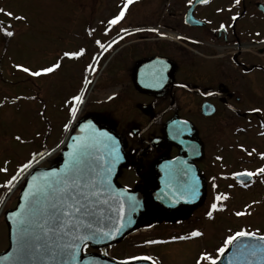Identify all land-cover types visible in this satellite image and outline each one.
<instances>
[{
  "label": "flooded vegetation",
  "instance_id": "flooded-vegetation-1",
  "mask_svg": "<svg viewBox=\"0 0 264 264\" xmlns=\"http://www.w3.org/2000/svg\"><path fill=\"white\" fill-rule=\"evenodd\" d=\"M196 1L173 0L177 6L170 12L145 15L134 14L130 6L135 5L128 4L117 23H109L120 14L115 11L99 22L101 42L76 47L75 52L84 50L71 60L78 76L75 95L81 99L73 104L67 128L94 121L115 133L126 159L117 181L144 204L143 232L108 253L85 246L86 256L156 264L152 250L200 237L191 233L213 227L226 198L238 195L243 213V195L256 184L264 187V43L242 41L247 19L264 18V8H257L264 2L207 0L193 7L197 22L188 23L187 11ZM241 46L255 50H231ZM255 155L261 162L251 166ZM173 158L181 188L156 193L159 179L174 176L159 177L158 164ZM55 163L52 157L45 166ZM245 172L255 175H238ZM155 193L163 198L155 200ZM214 260L219 264V257Z\"/></svg>",
  "mask_w": 264,
  "mask_h": 264
},
{
  "label": "rangeland",
  "instance_id": "rangeland-1",
  "mask_svg": "<svg viewBox=\"0 0 264 264\" xmlns=\"http://www.w3.org/2000/svg\"><path fill=\"white\" fill-rule=\"evenodd\" d=\"M172 2L132 0L130 4L135 7L130 8L136 15L168 13L177 6ZM128 4V0H0V169H6L0 171V252L7 246L4 212L15 206L19 187L3 205L4 200L33 164L60 147L67 133L78 76L73 71L75 63L64 53L101 42L99 22L107 14L112 16L113 11L127 14ZM5 12L24 19L9 17ZM4 30L14 34L9 37ZM242 41L264 43V18L247 19ZM57 63L59 67L48 74L33 76L23 71L28 68L36 72ZM247 140L252 141L250 136ZM260 162L258 155L249 160L251 166ZM26 164L30 167L24 168ZM9 181L11 186H7ZM243 198V213L238 195L226 198L223 211L214 214L213 227L193 240L154 249L150 257L156 264H210L204 257L221 258L228 248L224 242L234 231L252 236L263 233V185L256 184ZM228 200L230 204L226 203Z\"/></svg>",
  "mask_w": 264,
  "mask_h": 264
},
{
  "label": "water",
  "instance_id": "water-1",
  "mask_svg": "<svg viewBox=\"0 0 264 264\" xmlns=\"http://www.w3.org/2000/svg\"><path fill=\"white\" fill-rule=\"evenodd\" d=\"M198 3L205 2L197 0L188 10L186 18L189 23L197 22L192 17V9ZM257 7L260 10L264 8L261 4ZM169 140L175 144L172 136ZM82 142L91 145L89 153L83 157L81 166L85 171V179L95 181V188L92 191L96 194L90 195L87 202L89 214L82 215L80 220L72 219L70 223L77 227L69 231L60 229L55 219L49 217L45 212L48 205L43 200L37 202L25 193L34 191L30 185H40L53 175H62L75 145ZM124 162L121 142L114 133L96 122L85 121L78 124L70 131L57 158V164L49 168L33 167L21 187L15 208L5 213L8 247L0 253V264H150L145 261L117 263L100 260L83 255L82 252L86 245L95 249L113 245L128 233L144 226L140 223L144 215L142 199L116 181L119 168ZM177 169V158L159 162L160 174L170 173L174 176L166 181H158L155 189H163L165 185L168 190H177L179 185V180L175 177ZM156 199L160 200V197ZM162 205L171 209L175 206L164 203ZM20 218L27 219L25 225L17 223ZM87 223L92 225L91 230L96 231L97 236L85 241L76 239L79 235L87 234L88 230L82 226ZM22 227L27 228L30 235V246L27 250L22 249L18 243ZM104 232H109L110 235L105 237ZM73 245H78L79 249L76 251L75 259L70 255ZM220 264H264V240L250 236L233 241L222 256Z\"/></svg>",
  "mask_w": 264,
  "mask_h": 264
},
{
  "label": "snow or ice",
  "instance_id": "snow-or-ice-1",
  "mask_svg": "<svg viewBox=\"0 0 264 264\" xmlns=\"http://www.w3.org/2000/svg\"><path fill=\"white\" fill-rule=\"evenodd\" d=\"M128 2L131 3L132 0H128ZM202 2H207V0H202ZM238 2L239 0H237V3ZM125 7H127V5H125ZM0 12H3V9H0ZM4 14L18 20L24 19L23 17H14L11 12H5ZM123 15L124 13L123 11H121V13L109 23H117L123 17ZM233 19H235V17ZM0 30H3L2 26H0ZM4 34L10 37L14 33L9 30H4ZM97 43H99V41H97ZM83 52V49L78 52H65L64 56L70 59H75L80 57ZM58 67L59 63L36 72H30L28 68H23V71L28 72L30 75L33 76H39L42 73H52ZM73 99L79 101L81 98L77 96L73 97ZM16 139L19 140L20 138L17 137ZM90 147L91 145L86 142H82L75 145L74 150L71 153V159L66 164L62 175H53L40 185H30V188H34V191L25 193L26 196H31L33 200H36L37 202L43 200L48 205V207L45 209V212L49 215V217L55 219L60 229H68L69 231L76 229L77 226L72 225L70 223L71 220H80L82 215L86 216L89 214V205L87 202L89 201L90 195L96 194L92 191L95 188V181L85 179V171L81 165L83 164V157L89 153ZM23 167L27 168L30 167V165L26 164ZM0 171H6V169H0ZM260 171L264 172V169H261ZM238 175L250 177L252 175H255V173L245 172L240 173ZM15 179L16 176H13L12 180ZM7 186H11V181L8 182ZM85 189H87L88 191H85ZM217 199H219V197H217ZM211 208L216 209V203H213L211 205ZM207 215L211 217L212 212H208ZM237 215H240V213H237ZM26 222V218H20L17 221V223L20 225H25ZM82 226L87 229L88 232L87 234L77 236L76 239L80 241H85L94 239L97 236V232L91 230L92 225L90 223L83 224ZM109 235V232L103 233V236L105 237ZM200 235L201 233L199 231H193L191 233L192 237H198ZM252 235V233L239 231L235 233V235L228 237V239L225 240L224 243L225 245H229L239 238L250 237ZM179 239H185V237H179ZM258 239L264 240V236L259 237ZM18 243L20 247L25 250H27V248L30 246V235L27 228H21ZM151 243H156V241H152ZM78 250V245H73V251L70 253L73 259H75L76 251ZM219 251L222 253L224 249L221 248ZM204 258L209 259L210 264H215V260H211L209 257Z\"/></svg>",
  "mask_w": 264,
  "mask_h": 264
}]
</instances>
